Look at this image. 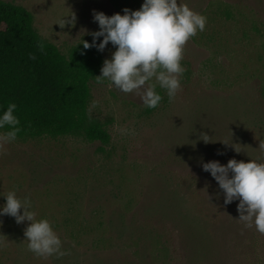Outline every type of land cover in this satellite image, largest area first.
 Masks as SVG:
<instances>
[{
	"label": "rangeland",
	"instance_id": "obj_1",
	"mask_svg": "<svg viewBox=\"0 0 264 264\" xmlns=\"http://www.w3.org/2000/svg\"><path fill=\"white\" fill-rule=\"evenodd\" d=\"M0 1L27 10L35 32L65 56L82 41L92 43L91 33L98 31L93 11L106 16L123 15L124 8L138 10L143 2ZM178 3L203 15L206 23L204 30L197 31L184 45L180 61L184 72L173 100L169 101L157 85L162 100L156 108H146L139 96L122 93L107 80L97 83L99 72L90 82L87 113L109 135L107 144L90 142L80 135L0 142V205L9 191L15 190L21 200L27 196L35 218L47 219L67 250L59 258L35 255L27 249L23 235L30 222L17 224L13 217L0 215V264H121L133 260L131 240L120 237L111 225L123 218L127 225L136 220L135 225L154 231V221L139 214L132 219L140 205L146 204L148 198L155 199L160 188H175L183 193L182 185L196 180L193 196L185 204L193 206L206 177L201 164L178 163L174 148L185 140L196 146V140L188 137L206 126L225 142L233 134L231 127L235 131L231 121L237 114L235 108L261 109L257 101H261L259 93L264 83V0ZM225 9L231 11L230 19L222 14ZM73 15V24L59 26L62 17L68 20ZM101 39L97 37L96 43ZM113 51L115 47L110 43L99 51L102 61L110 59ZM91 101L97 103L89 112ZM248 132L256 145L264 144V137L253 134L251 127ZM202 152L206 154L204 149ZM222 159L213 152L211 161L225 164ZM238 221L235 235L219 238L221 264H264V234ZM162 228L164 234L175 238L167 226ZM171 245L167 254L177 261L180 251L175 239Z\"/></svg>",
	"mask_w": 264,
	"mask_h": 264
},
{
	"label": "trees",
	"instance_id": "obj_2",
	"mask_svg": "<svg viewBox=\"0 0 264 264\" xmlns=\"http://www.w3.org/2000/svg\"><path fill=\"white\" fill-rule=\"evenodd\" d=\"M222 14L226 19L231 18L228 9L222 10ZM102 62L95 47L84 49L83 44L63 55L35 32L27 10L0 1V112L9 102L16 104L14 115L19 119L20 129L16 138L80 135L87 141L107 144L109 135L87 113L90 82L100 72ZM259 94L261 101L257 103L261 109L254 112L235 108L237 114L231 121L236 126L235 131L231 127L233 134L225 141L228 145L220 142L206 126L192 131L188 137L196 140V146L185 140L174 148V159L182 165L193 166L211 161L214 152L225 164L233 158L244 162L253 158L264 163V151L248 135L251 127L253 134L264 137V83ZM0 130L9 129L5 126ZM201 133L209 136L208 143L199 139ZM197 185L196 180L184 183L183 193L175 188H160L155 199L148 198L146 204L140 205L132 219L139 214L154 221V231L135 225L136 220L128 221L127 225L123 218L111 225L120 237L131 240L129 247L135 254L133 260L127 259L121 264H221L219 238L235 235L238 230V201L225 205L222 190L207 172L194 205H185ZM218 211L220 214L216 215ZM164 225L175 238L162 232ZM153 235H156L154 239ZM173 239L180 251L177 261L167 254Z\"/></svg>",
	"mask_w": 264,
	"mask_h": 264
},
{
	"label": "clouds",
	"instance_id": "obj_3",
	"mask_svg": "<svg viewBox=\"0 0 264 264\" xmlns=\"http://www.w3.org/2000/svg\"><path fill=\"white\" fill-rule=\"evenodd\" d=\"M122 11L123 15L114 13L110 16L93 11L92 19L97 23L98 31L91 33V44L82 41L83 48L95 47L102 52L107 44L114 46L111 58L103 60L96 82L107 80L116 90L139 96L144 107L153 109L162 100L156 91L157 85L165 91L169 101L174 99L184 72L180 63L184 45L197 31L204 30L206 18L178 0H143L138 10L124 8ZM74 20V15L68 20L62 17L59 26L71 25ZM97 37H102L98 44ZM96 103L90 102L89 112ZM15 109L16 104L9 102L0 112V129L5 126L9 129L0 134V142L11 143L16 139L20 129ZM199 139L205 143L210 141L204 133ZM259 147L264 151V144ZM201 168L217 182L225 205L238 201V220L244 227L255 228L264 234V163L253 158L247 162L233 158L226 164L208 161L202 163ZM3 197L5 202L0 205V215L13 217L17 224L30 222L23 231L29 251L41 257L55 255L59 258L67 254L49 221L37 220L35 213L30 211L31 201L27 196L21 200L13 190Z\"/></svg>",
	"mask_w": 264,
	"mask_h": 264
}]
</instances>
